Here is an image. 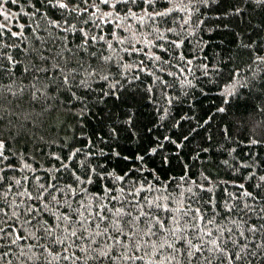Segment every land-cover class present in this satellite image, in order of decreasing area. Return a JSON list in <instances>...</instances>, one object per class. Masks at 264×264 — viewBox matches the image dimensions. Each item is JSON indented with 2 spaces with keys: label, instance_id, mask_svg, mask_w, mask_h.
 Wrapping results in <instances>:
<instances>
[{
  "label": "snow or ice",
  "instance_id": "1",
  "mask_svg": "<svg viewBox=\"0 0 264 264\" xmlns=\"http://www.w3.org/2000/svg\"><path fill=\"white\" fill-rule=\"evenodd\" d=\"M24 2L31 9L23 12L29 19L14 31L15 25L8 24L13 13L5 6L18 4V0H0V81L5 77L11 80L8 85L0 83V264H264V174L256 171L264 173V159L259 153L242 163L224 159L222 165L235 173L228 180H216L204 171L197 179L186 162L182 175L167 180H161L158 170L149 167L156 156L161 164L170 163V155L165 153L179 159L186 143L203 129V144L190 157L201 160V153L211 150L203 145L210 146L214 139L212 115L184 129L181 121L194 117L169 120V108L156 107L157 119L167 121L162 126L178 129L179 134L157 135L127 154L112 142L120 139L122 131L128 139L136 137L131 111L109 113L105 120L112 122L104 135L93 133L95 140L73 136L57 142L46 131L57 116L86 123L90 103L95 107L106 99L120 100L127 87L141 80L139 73L153 77L141 89L149 102H153L159 84L167 104H172L173 98L166 92L168 81L144 66V60L133 64L124 58L143 53L153 65H171L167 58L171 50L161 43L165 33L150 25L149 35L157 33L155 40L148 36L136 39L139 29L130 32L133 25L125 24L129 20L143 25L147 19L155 25L157 18L163 21L181 12L186 14L183 23L187 25L193 23L195 12L194 23L200 27L206 23L201 8L215 5L218 15L211 30L222 28L238 48L257 53L252 64L264 65V55L259 54L264 52V38L257 43L248 35V28L259 35L264 27L257 31L250 23L243 28L239 24L257 9L264 12V0H168L170 6L164 10L156 9L157 0ZM53 10L59 16H54ZM141 43L144 47H137ZM167 43L179 50L184 40ZM97 45L102 47L97 49ZM152 47L159 48L161 54L148 55L145 48ZM176 56L186 65L193 62L180 51ZM113 64L119 78L112 72ZM133 69L137 74L129 77ZM184 71L180 69V74ZM167 75L178 76L176 72ZM239 75L234 71L232 79ZM20 77L28 83H17ZM92 78L107 86L100 87L94 97L90 95L97 91L92 88ZM232 87L222 93L224 104L234 95ZM225 111L217 108L219 113ZM258 111L264 112V107ZM261 125L264 122L256 126ZM78 130L83 133L82 127ZM218 134L231 139L226 127ZM24 137L34 138L37 148L44 145L49 149L43 153L49 167L37 160L35 152L25 155L12 149V143ZM81 141L82 146H77ZM248 145L264 147V138L249 137ZM97 155L127 162L126 169L93 165ZM94 184L99 185L97 190L89 187Z\"/></svg>",
  "mask_w": 264,
  "mask_h": 264
},
{
  "label": "trees",
  "instance_id": "2",
  "mask_svg": "<svg viewBox=\"0 0 264 264\" xmlns=\"http://www.w3.org/2000/svg\"><path fill=\"white\" fill-rule=\"evenodd\" d=\"M33 3H35V0H33ZM169 6L168 0H157L155 7L157 10H164ZM5 7L13 13V17L8 21V24L10 27L15 25L13 27L14 31L18 30L19 24L25 23L29 19L23 15V12L31 11L24 0H18V4H8ZM215 8V5L212 8H201L206 23L200 27H196L194 23L196 20L195 12L192 17L193 23L187 25L183 23V18H186V14L181 12H174L171 16L163 18V21L157 18L155 25L147 19L143 25L138 24L134 20L125 22V24L133 25L130 32L139 29L136 32V39L148 36L149 39L155 40L157 33L152 32L149 35L151 32L150 25L159 27L160 31L165 33L166 39L161 43H163L164 47L171 50L170 55L167 57L171 60V65H161L159 62L153 65L152 61L148 60L143 53L135 54L132 57L125 55L124 58L126 62L133 64L144 60V66L168 81L169 87L166 89V92L168 97L173 98L171 105L167 104L164 90L161 89L159 84H157L153 102H149L142 95L141 89L153 77H148L145 73H139L141 80L135 81L132 86L127 87L122 92L120 100L113 101L112 99H106L104 103H96L95 107H92L90 103V111L85 117L86 123H77L76 119L68 116L54 117L47 125L46 131L48 135H51L57 142L73 136H85L86 138L95 140L96 136H93V133L104 135L107 131V124L112 122L105 120V117L109 113L122 115L131 111L135 114L136 137L128 139L127 132L122 131L120 139L112 143L118 144L119 149L125 150L126 154L134 153L141 144H147L157 135H172L174 132L177 135L179 134L178 129H166L162 126L167 121L161 122L157 119L156 107L167 106L170 113L169 120H180L181 117L195 118L182 120L181 124L184 129L189 128L192 124L197 123V121L202 120L208 115H212L213 120L210 131L214 135V139L210 146L207 144L203 145L210 147L211 150L207 153H201V160L199 161L192 160L190 157L194 156V150L200 148L203 144L202 137L205 135L203 129L200 130V135H196L194 139L186 143V146L181 150L182 155L179 159L171 153H165L170 155L171 162L163 165L160 162V156L152 157L149 167L158 170L157 174L161 180H167L170 177L178 178L183 173V163L185 162L192 165L191 174L197 179H199L198 173L204 171L206 175H210L216 180H228L235 173L222 165L224 159H228L230 163H242L255 153H259L260 158L264 159V147L248 145L249 137L264 138V125L256 126L258 122H264V112L258 111V108L264 107V65L252 64V56L257 53L250 54L248 50L238 48L236 44L231 42V38L222 28L216 31L211 30L215 28V17L218 15V12L214 10ZM135 10L138 13L140 12L139 8ZM151 10L149 9V11ZM53 15L59 16V12L53 10ZM262 22H264V12L257 9L246 18H242L239 24L243 28L250 23L259 31V27H264ZM169 27L174 28L175 32H166L165 30ZM190 33L192 34L190 35ZM25 34L28 36V42H31L32 37L27 30ZM40 35L45 34L41 32ZM248 35L253 36V39L257 43L264 38V32L256 35L253 33L252 28H248ZM172 39H183L182 48L177 50L167 43V40ZM100 47L102 45H97V49ZM114 47H116L115 44ZM137 47L144 46L141 43ZM177 51L182 52L187 59H191L193 61L192 64L186 65L184 61L178 60L176 56ZM145 52L148 55L152 53L161 54L160 49L155 47L150 49L145 48ZM259 54L264 55V52ZM118 55L124 54L119 53ZM114 59H118V56ZM204 65H208V67L204 68ZM160 67H163L165 71H158ZM182 68L185 71L183 74H180V69ZM189 68L191 71L187 70ZM234 71L239 72L240 75L232 79ZM112 72L117 74L116 78H119L118 69L115 67V64H113ZM167 72H176L178 76L174 78L167 75ZM134 74H137L135 69L128 73L129 77ZM92 79V88L97 90L90 94L94 97L97 95L100 87L106 88L107 86L103 81L97 82L96 78ZM20 80H23L24 84L28 83L27 79H23L22 77L17 80V83ZM189 81L191 82L190 84L188 83ZM0 83L8 85L11 84V80L5 77ZM229 85H234L230 89L234 92V95L229 98L228 104H224L223 100L226 97L222 93ZM37 86L39 87V84ZM13 87L15 88V85ZM80 91H83V89ZM114 105H118V107H114ZM218 107H224L226 111L219 113L217 112ZM81 127L83 128V133L78 130ZM225 127L229 129L231 139H225L222 135L218 134L219 130ZM147 128H152L153 131L149 133L146 131ZM82 144L83 141L77 146H82ZM36 145L37 141L34 138L30 141L27 137H24L18 139V141H14L11 147L14 151L24 152L25 155H31L35 152L37 160L43 163L44 167H49L47 158L43 155L49 149L44 145L37 148ZM100 147L101 145L97 144V149ZM231 149H235V151H231ZM54 150L59 152V147L54 146ZM107 151L108 149L105 146V152ZM126 163L116 160L110 155H97L93 160V165L99 164L102 168H107L108 170L116 169L117 171L126 169ZM33 166L36 167L37 165L34 163ZM256 171L258 174H264L258 170ZM241 173H243V169H241ZM37 174L44 175L43 172ZM17 175L20 174L18 173ZM148 179L152 183L156 182L152 177H148ZM245 183L247 184L248 181L246 180ZM89 187L92 190H97L99 185L94 184ZM228 226L230 227L231 224L229 223Z\"/></svg>",
  "mask_w": 264,
  "mask_h": 264
}]
</instances>
